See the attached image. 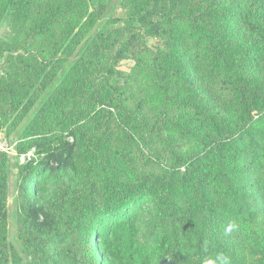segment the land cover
Returning <instances> with one entry per match:
<instances>
[{"label":"rangeland","instance_id":"1","mask_svg":"<svg viewBox=\"0 0 264 264\" xmlns=\"http://www.w3.org/2000/svg\"><path fill=\"white\" fill-rule=\"evenodd\" d=\"M16 1L23 6L30 4V9L11 28L4 12L7 0H0V40L18 38V43H23L26 39L41 46L48 59L58 60L60 72L55 83L65 77L66 60L106 58L114 74L112 81L127 92L128 106H139L141 115L152 123L128 141L113 119L107 147V180L128 186L154 182L164 202L165 214L160 213L156 225L150 222L153 209L145 208L140 220L142 242L156 249L165 230L182 257L191 264H204L214 234L218 254L230 249L237 264H262L256 243L264 239V137L254 141L262 148L260 164L237 154L227 157L223 171L231 180H242L250 216L242 211L234 213L220 171L198 160L196 153L199 140L205 136L240 137L251 119V109L264 105V0H194L183 15L202 17L204 42H199L187 26L160 21L157 13L163 7L154 0ZM231 13L238 16L227 23ZM76 17L78 27L90 26L81 32L74 28L78 41L70 49L66 38ZM143 19L157 27L146 26ZM127 30L141 35L152 57L169 58L170 68L156 76L143 74L133 58L124 54L126 40L120 34ZM248 46L258 49L255 63L245 59ZM238 51L243 54L237 63L232 55ZM6 55L0 49V75ZM33 69L31 65L29 71ZM14 116L10 95L2 89L0 122L9 125ZM67 117L66 126L56 131L49 144L21 157L16 156L7 132L0 131V152L10 158L9 178L0 186V226L5 227L6 235L0 242V264H42L36 247L65 264L68 245L60 233L68 224L70 209L86 199H101L103 178L88 173L92 143L89 117L83 110ZM164 118L167 122L161 120L151 129L156 119ZM256 127L264 132V118ZM232 143L251 150L250 141ZM45 158L50 171L68 167L70 177L56 176L48 193L35 195L34 180L27 171ZM208 211L211 219L206 216ZM232 224L237 227L228 231Z\"/></svg>","mask_w":264,"mask_h":264},{"label":"trees","instance_id":"2","mask_svg":"<svg viewBox=\"0 0 264 264\" xmlns=\"http://www.w3.org/2000/svg\"><path fill=\"white\" fill-rule=\"evenodd\" d=\"M193 1L154 0L163 7V11L157 13L160 21L187 26L192 34L198 36L199 42H204L206 36L202 31V17L189 16L190 13L183 15ZM29 6L30 4L19 5L16 0H7L4 12L11 28L17 25L21 16L28 13ZM237 16L238 14L231 13L226 22L228 23L229 18ZM76 19L77 17L69 31L71 35L66 38L65 45L70 49L78 41L77 32L83 29L86 31L90 26L88 25L86 29L82 27L83 25L78 27ZM142 22L150 28L157 27L153 21L143 19ZM74 28H78L76 33ZM219 33L223 34V31L220 30ZM120 36L126 40L125 56L133 58L143 74L156 76L157 73H163L162 71L170 68L169 58L155 55L152 57V52L146 47L139 33L136 35L127 30L121 32ZM18 42V38L0 40V49L7 53V58L2 61L0 90L5 89V93H9L15 114L9 125L7 121L0 122V131L4 129L7 132L8 141L14 145L16 156L21 157L42 144H49L56 131L61 126H66L69 121L68 113L83 110L89 117L87 124L92 142L87 156L88 173H93L95 178H103L104 186L99 201L86 199L74 205L69 211L68 224L60 233L68 245L65 264H191L179 254L177 243L165 230L156 249L150 248L141 240L140 220L144 216L145 208L153 209L154 216L150 222L155 225L160 222V213H164L162 208L164 202L156 190V184L143 181L137 186H128L117 180H107L109 172L107 147L111 135V121L114 119L118 123L128 141L132 140L134 135L140 134L143 127L152 124L141 115L139 106H128L127 92L112 81L114 74L111 73L108 60L106 58L99 61L96 58L89 60L85 57L73 58L72 63L66 60L68 69L65 71V77L55 83L60 72V68L57 69L58 60L48 59L45 50L38 44L35 45L26 39L23 43ZM240 53L243 54V51L232 55L237 63L242 61ZM245 55L247 61L255 63L258 49L248 46ZM31 65H34V69L30 72ZM17 98L24 102L18 104ZM262 106L259 109H251L252 112L249 114L251 119L246 130L240 131V137L229 139L205 136L199 140L200 149L196 153L198 160L220 171L225 183V195L234 208V213L242 211L249 216L251 215L249 201L242 180H231L223 171L227 157L237 154L240 158L246 157L254 164H260L262 148L254 141L259 136L264 137V132L256 127L260 119L264 118V105ZM254 112L256 119L251 115ZM161 120L167 122L165 118L156 119L151 129L154 125L158 127ZM241 140L250 141L251 150H242L232 143ZM9 159L8 155L0 152V186L9 178ZM47 160L48 158H45L38 162L39 165H31L27 171L29 179L34 180L35 195L48 193L50 187L55 186L56 176L70 177L71 171L68 167L59 166L50 171ZM206 216L212 218L209 211ZM169 221L171 223L170 217ZM5 236V227L0 226L1 243ZM256 245L260 252V262L264 264V239L259 238ZM42 249L36 247V254H41L39 262L63 264L50 253L44 255L46 252ZM208 252V259H214L218 254L214 234H211ZM222 254L237 264L238 261L236 262L230 249H223Z\"/></svg>","mask_w":264,"mask_h":264},{"label":"clouds","instance_id":"3","mask_svg":"<svg viewBox=\"0 0 264 264\" xmlns=\"http://www.w3.org/2000/svg\"><path fill=\"white\" fill-rule=\"evenodd\" d=\"M237 226L232 224L229 226L228 231H232ZM204 264H230L229 258L224 256L223 254H217L214 259H206Z\"/></svg>","mask_w":264,"mask_h":264}]
</instances>
